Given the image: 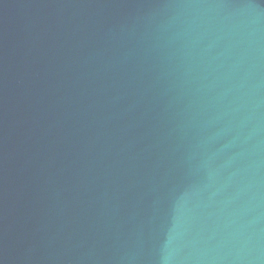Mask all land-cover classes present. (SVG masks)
<instances>
[{"label": "water", "instance_id": "1", "mask_svg": "<svg viewBox=\"0 0 264 264\" xmlns=\"http://www.w3.org/2000/svg\"><path fill=\"white\" fill-rule=\"evenodd\" d=\"M0 264H264V0H0Z\"/></svg>", "mask_w": 264, "mask_h": 264}]
</instances>
